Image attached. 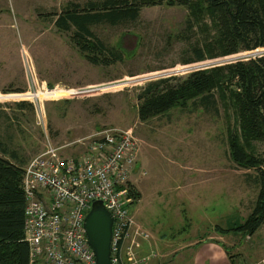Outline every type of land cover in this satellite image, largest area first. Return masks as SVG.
Listing matches in <instances>:
<instances>
[{
	"label": "rangeland",
	"instance_id": "1",
	"mask_svg": "<svg viewBox=\"0 0 264 264\" xmlns=\"http://www.w3.org/2000/svg\"><path fill=\"white\" fill-rule=\"evenodd\" d=\"M103 1L0 0V141L5 157L23 168L48 145L62 157H77L97 131L131 130L138 154L130 191L138 198L130 208L129 240L147 258L142 264H170L179 247L242 223L257 192L255 172L229 158L228 128L237 129L230 108L218 103L217 112L206 111L187 103L141 122L136 96L149 82L245 60L264 48L183 65L190 46L211 34L201 22L187 27L186 8L163 3L141 7L134 21L92 26L121 57L97 55L110 63L93 65L73 30L54 21L72 5L84 10ZM43 90L51 91L38 96ZM27 92L37 95L6 97ZM253 144V154L264 159V140ZM192 249L171 264H204L200 247Z\"/></svg>",
	"mask_w": 264,
	"mask_h": 264
},
{
	"label": "trees",
	"instance_id": "2",
	"mask_svg": "<svg viewBox=\"0 0 264 264\" xmlns=\"http://www.w3.org/2000/svg\"><path fill=\"white\" fill-rule=\"evenodd\" d=\"M163 3L186 8L187 27L201 22L204 32L211 34L190 46L189 56L181 60L183 65L264 48V0H104L101 4L90 2L84 10L72 5L58 15L54 25L64 32L73 30L76 45L91 64L106 65L110 62L100 56L109 54L110 61H118L119 50L99 40L91 27L134 21L141 7ZM136 98L141 122L187 103L216 112L220 103L232 110L237 129L228 128L229 158L237 168L255 172L257 195L241 224L216 231L252 236L264 224V159L253 154V143L264 140V53L149 82ZM7 154L0 141V264H29L24 240L23 170L7 159ZM10 158L16 159L13 154ZM130 195L138 198L133 189Z\"/></svg>",
	"mask_w": 264,
	"mask_h": 264
},
{
	"label": "built area",
	"instance_id": "3",
	"mask_svg": "<svg viewBox=\"0 0 264 264\" xmlns=\"http://www.w3.org/2000/svg\"><path fill=\"white\" fill-rule=\"evenodd\" d=\"M50 91L38 92L43 96ZM10 95L21 99L37 92ZM89 139L80 156L62 157L60 148L48 145L22 168L29 264H96L83 226L94 201H101L113 218L111 264H142L147 259L129 240L134 225L130 177L138 144L131 130L118 128L101 129Z\"/></svg>",
	"mask_w": 264,
	"mask_h": 264
},
{
	"label": "crops",
	"instance_id": "4",
	"mask_svg": "<svg viewBox=\"0 0 264 264\" xmlns=\"http://www.w3.org/2000/svg\"><path fill=\"white\" fill-rule=\"evenodd\" d=\"M256 195L257 192L255 199ZM211 232L213 235L211 237L179 247L169 263L176 262L178 256L187 258L189 250L200 247L205 259L204 264H264V224L252 236H242L237 232L221 234L216 228Z\"/></svg>",
	"mask_w": 264,
	"mask_h": 264
},
{
	"label": "water",
	"instance_id": "5",
	"mask_svg": "<svg viewBox=\"0 0 264 264\" xmlns=\"http://www.w3.org/2000/svg\"><path fill=\"white\" fill-rule=\"evenodd\" d=\"M258 53H264L258 52ZM113 218L101 201H94L84 218L86 240L94 252L96 264H111L110 241Z\"/></svg>",
	"mask_w": 264,
	"mask_h": 264
},
{
	"label": "bare ground",
	"instance_id": "6",
	"mask_svg": "<svg viewBox=\"0 0 264 264\" xmlns=\"http://www.w3.org/2000/svg\"><path fill=\"white\" fill-rule=\"evenodd\" d=\"M9 96L11 97V96H13V95H8V97H9ZM38 96H42V95H41V94H39Z\"/></svg>",
	"mask_w": 264,
	"mask_h": 264
}]
</instances>
